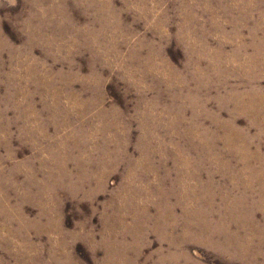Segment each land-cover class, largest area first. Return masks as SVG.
I'll return each mask as SVG.
<instances>
[{
  "label": "rangeland",
  "instance_id": "374dc122",
  "mask_svg": "<svg viewBox=\"0 0 264 264\" xmlns=\"http://www.w3.org/2000/svg\"><path fill=\"white\" fill-rule=\"evenodd\" d=\"M0 264H264V0H0Z\"/></svg>",
  "mask_w": 264,
  "mask_h": 264
}]
</instances>
